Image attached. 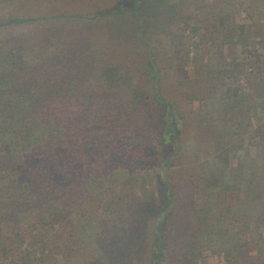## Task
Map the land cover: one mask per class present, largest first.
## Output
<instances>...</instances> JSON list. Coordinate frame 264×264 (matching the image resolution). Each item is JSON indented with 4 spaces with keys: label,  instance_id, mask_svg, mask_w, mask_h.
I'll list each match as a JSON object with an SVG mask.
<instances>
[{
    "label": "trees",
    "instance_id": "trees-1",
    "mask_svg": "<svg viewBox=\"0 0 264 264\" xmlns=\"http://www.w3.org/2000/svg\"><path fill=\"white\" fill-rule=\"evenodd\" d=\"M152 1L120 0L107 13L130 11L138 17L129 38L102 22L87 30L54 24L72 17L102 21L107 15L92 10L11 12L0 18V28L8 30L0 34V264H58L63 253H69L68 261L78 257L94 264L97 255L82 247L81 230L71 220L75 207L68 210L83 187L95 192L93 208L104 224L122 218L100 244L110 264H204L219 252L224 264H264V214L253 221L232 218L242 204L264 201V151L258 153L259 171L249 174L251 145L242 138L230 146L232 129L218 121L236 109L243 111L241 121L264 119V74L250 79L251 88L246 73L234 70H247V63L254 67L250 59L263 42H243L242 60L218 61L220 68L203 71L199 83L173 78L148 35ZM247 29V23L230 19L212 30L224 45L241 43ZM182 32L167 34L175 38ZM196 91L211 92L223 103L217 100L204 115L187 121ZM190 129L194 137L186 136ZM150 162L159 166L154 180L165 191L157 210L149 209L141 191V173L152 180L145 171ZM193 162L203 170L197 177L176 180L165 173L174 163L189 168ZM117 172L127 176L106 192L94 186ZM211 176L220 177L225 194H240L236 203L202 186ZM107 193L111 201L103 204ZM215 206L225 212L215 213ZM80 211L87 221L95 217L87 207ZM25 215L34 227L21 225ZM219 221L231 230L218 229ZM223 233L231 235L225 245L201 246L208 236Z\"/></svg>",
    "mask_w": 264,
    "mask_h": 264
},
{
    "label": "rangeland",
    "instance_id": "rangeland-1",
    "mask_svg": "<svg viewBox=\"0 0 264 264\" xmlns=\"http://www.w3.org/2000/svg\"><path fill=\"white\" fill-rule=\"evenodd\" d=\"M119 1L120 0H0V18L11 12H15L16 14H26L28 11L34 13L37 11L39 13H49L53 11L61 12L67 8H69L70 11H81L82 13L92 10L101 15L103 13H109L112 6L117 5ZM174 2H177L179 6L174 7ZM131 3L132 1H129L130 5H132ZM151 5L152 8L148 10V35L151 40L156 43L155 54L161 65L166 67L167 72H169V75L173 78H192L199 83L201 73L210 69L220 68L219 62L224 61V58H226L228 62L236 59L242 60L244 57V54L241 55L242 43L248 42L249 40L255 42L261 40L263 42L258 52H256V58L251 57L250 59L253 60L252 62H254L255 66L251 67L250 64L247 63V70H234L240 75L246 73L245 75L248 77L247 80L249 81L247 83H249L251 88L252 84L250 79L264 74V0H153ZM230 19L247 23L248 32L242 35V41L239 44L230 43L221 45L220 37L217 32H214L212 29L213 27L223 25ZM137 20L138 17H136L134 13L127 11L118 14L104 15L102 21H100L99 18H95L93 22H88L85 17H72L59 19L57 22H54V24L87 30L88 27L98 26L96 24L102 22L104 27L108 28L110 32L116 30L119 34L122 35L123 33L129 38V35H132L138 28ZM18 28L17 26L11 29L17 30ZM31 28H33V26H30V30ZM182 29L185 32H182L180 36H176L175 38H171V36L167 34L168 31H170L172 35L175 33L179 34ZM7 31L0 28V34ZM255 42H252L250 45L259 44ZM217 45H221L219 49H217ZM193 95H195V100L190 102L188 107L194 110V113L190 115L187 121H191L199 117V115H204L208 109L214 106L217 100L219 101V105L223 103L222 99L215 98L211 92L200 94L196 91ZM223 96L225 97V93H223ZM224 114L225 115L222 116L223 119L218 121H220L222 125H224V123L226 125L228 124L229 128L232 129L230 146L234 145L237 147L236 144L242 142V138L247 139L252 150L250 154L246 156V170H249V174L258 172L262 165V157L260 155L259 157L258 153L261 150L264 151V119L258 120L248 118L247 120L245 119V121H241V119H243V111L241 109H236L232 112L225 111ZM216 115L217 114H215L214 119H216ZM194 135L195 131L193 129H190L186 134L187 137H194ZM228 155H230V150L228 153L225 152L224 156H227V159H229ZM210 164L214 166L215 159L212 158ZM197 165V163L193 162L191 167L184 168L180 163L177 165L174 163L170 167L165 168V173L175 179L177 178L176 180L180 177L183 179L191 178L192 175L196 176L201 170ZM158 170L159 166L155 162H150L145 166V171L151 174L153 181L144 176L146 172L141 173L143 175L140 181L141 191L150 202V210H157L160 206L158 204L162 203L165 198V191L162 183L158 179L154 180L156 179ZM201 171L203 172V170ZM226 174L224 177L225 181H230L231 178ZM125 176H127L126 172H117L105 181H98L94 186L106 192V188L113 185L114 181L123 179ZM217 178L214 179L213 176H211V178H204L201 180V184L202 186L212 188L219 198H226L228 203H236V199L238 197L240 198V194H237V196L235 192L232 194H225L224 191L219 189L220 177L219 179ZM93 193L95 192L90 193L89 189L84 187L77 190L73 199L75 202L73 203L74 206L68 207V210L72 211L75 207V210L71 212V220L81 230L83 237L82 247H87L88 251H92L93 249V256L97 255L96 258H94L91 253L88 260L94 258V264H110V258L104 254L100 244L105 241V236L109 235L110 227L121 222L122 218L120 217L117 220L109 218V223L104 224L101 213L98 212L97 215L94 211L93 205H95L97 198H94ZM109 193L103 195L101 199L103 204H108L111 201L109 198L111 193L110 195ZM188 193L187 191V194ZM198 200L202 202L201 199ZM7 201L8 200H4V203ZM86 207L91 209L93 216H95L88 221L82 218L83 215L80 211L86 209ZM213 210L215 213L222 214L225 212V207L215 206ZM2 211L3 210L0 208V212ZM238 213L239 214H233L232 218L244 221L257 220L260 218L261 214H264V201L252 205L242 204ZM30 218L31 216L29 217V215L21 217V225L25 229H29L30 225H32V227L35 225ZM261 224L262 228H264V219ZM216 226L218 229H226L229 227L231 230L230 224L225 221H219ZM34 229L39 228L35 226ZM230 239V233H223L222 235L214 234L203 240L201 246L208 249H215L219 245H225L226 243L224 242ZM69 256V253L60 255L58 264H83L78 257L77 259L74 257L68 261ZM203 261L204 264H224L223 256L220 252L210 254Z\"/></svg>",
    "mask_w": 264,
    "mask_h": 264
}]
</instances>
